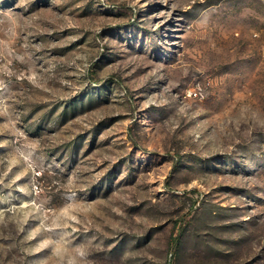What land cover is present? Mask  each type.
<instances>
[{
  "label": "rangeland",
  "instance_id": "374dc122",
  "mask_svg": "<svg viewBox=\"0 0 264 264\" xmlns=\"http://www.w3.org/2000/svg\"><path fill=\"white\" fill-rule=\"evenodd\" d=\"M0 264H264V0H0Z\"/></svg>",
  "mask_w": 264,
  "mask_h": 264
}]
</instances>
